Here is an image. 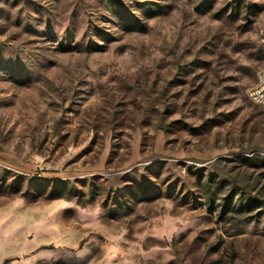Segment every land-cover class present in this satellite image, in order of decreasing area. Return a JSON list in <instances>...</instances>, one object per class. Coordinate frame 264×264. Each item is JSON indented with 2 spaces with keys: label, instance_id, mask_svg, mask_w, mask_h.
I'll return each mask as SVG.
<instances>
[{
  "label": "rangeland",
  "instance_id": "obj_1",
  "mask_svg": "<svg viewBox=\"0 0 264 264\" xmlns=\"http://www.w3.org/2000/svg\"><path fill=\"white\" fill-rule=\"evenodd\" d=\"M264 0H0V264H264Z\"/></svg>",
  "mask_w": 264,
  "mask_h": 264
},
{
  "label": "built area",
  "instance_id": "obj_2",
  "mask_svg": "<svg viewBox=\"0 0 264 264\" xmlns=\"http://www.w3.org/2000/svg\"><path fill=\"white\" fill-rule=\"evenodd\" d=\"M248 96L254 103L264 105V71L260 73L256 83L249 88Z\"/></svg>",
  "mask_w": 264,
  "mask_h": 264
}]
</instances>
